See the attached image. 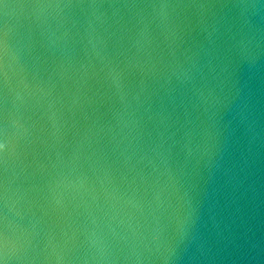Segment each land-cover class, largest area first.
Instances as JSON below:
<instances>
[{"label":"water","instance_id":"95a60500","mask_svg":"<svg viewBox=\"0 0 264 264\" xmlns=\"http://www.w3.org/2000/svg\"><path fill=\"white\" fill-rule=\"evenodd\" d=\"M0 264H264V0H0Z\"/></svg>","mask_w":264,"mask_h":264}]
</instances>
